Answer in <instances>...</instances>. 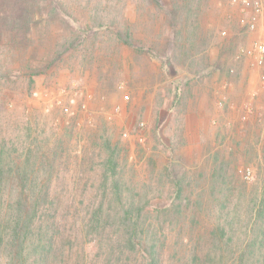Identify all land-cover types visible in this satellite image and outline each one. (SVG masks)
Returning a JSON list of instances; mask_svg holds the SVG:
<instances>
[{
	"label": "rangeland",
	"instance_id": "rangeland-1",
	"mask_svg": "<svg viewBox=\"0 0 264 264\" xmlns=\"http://www.w3.org/2000/svg\"><path fill=\"white\" fill-rule=\"evenodd\" d=\"M258 43L264 0H0V130L10 143L18 136L20 150L46 135L68 150L54 174L67 234L99 205L112 178L103 164L116 151L130 200L154 225L160 216L164 264H184L183 238L196 245L212 234V178L226 183L217 197L233 193L237 236L264 178V63L246 53ZM180 203L203 213L194 229L187 216L172 218ZM87 251V261L75 252L58 260L92 264L103 253Z\"/></svg>",
	"mask_w": 264,
	"mask_h": 264
},
{
	"label": "trees",
	"instance_id": "trees-1",
	"mask_svg": "<svg viewBox=\"0 0 264 264\" xmlns=\"http://www.w3.org/2000/svg\"><path fill=\"white\" fill-rule=\"evenodd\" d=\"M189 26L187 42L192 41L193 48L198 34L196 28L189 30ZM122 33L118 32L119 39L129 45L131 37L126 36L128 40H125ZM11 140L8 142L0 130V264H61L60 256L72 258L74 252L87 261V252H91L87 248L103 251L100 260L91 259L92 264H130L123 261L127 255L137 256L135 264H164L160 216L156 217L154 225L145 206L130 200L125 178H117L116 151L109 150L103 164L112 178H103L104 190L99 205L85 216L82 225H74L67 234L62 226L65 221L59 217L61 197L54 188V182L60 178L55 180L54 174L59 175L60 169L65 167L68 150L61 143L54 144L53 135L38 140V146L27 143L23 150L17 145L18 136ZM58 159L62 163H58ZM217 169L215 167L214 171ZM212 181L210 201L216 206L211 213L212 234H200L196 245L183 238L184 264H264V178L256 181L257 193L250 204V217L248 220L242 217L245 232L240 233L241 236L234 233L240 215L228 208L233 193L228 190L217 197V189L226 183H219L215 177ZM183 192V181L176 182L174 199L182 201ZM204 197L200 194L196 204L201 212L205 206ZM182 206L183 203L176 206L172 218L184 223L183 217L187 216L190 228L194 229L197 218L203 213L197 210L188 215ZM204 216L208 214L205 212ZM80 239H85L89 246L83 243L81 248H75ZM200 239L204 244L198 242ZM65 240L71 242V248H66Z\"/></svg>",
	"mask_w": 264,
	"mask_h": 264
},
{
	"label": "built area",
	"instance_id": "built-area-1",
	"mask_svg": "<svg viewBox=\"0 0 264 264\" xmlns=\"http://www.w3.org/2000/svg\"><path fill=\"white\" fill-rule=\"evenodd\" d=\"M257 10L259 11V6H257ZM246 53L248 55H255L258 64L262 65L264 63V44H255L254 47L248 49Z\"/></svg>",
	"mask_w": 264,
	"mask_h": 264
}]
</instances>
